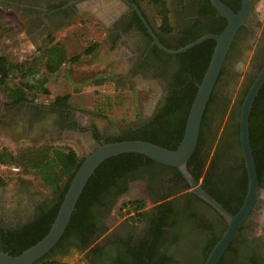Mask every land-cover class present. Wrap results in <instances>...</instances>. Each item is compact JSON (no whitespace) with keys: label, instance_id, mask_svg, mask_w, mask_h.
I'll use <instances>...</instances> for the list:
<instances>
[{"label":"flooded vegetation","instance_id":"1","mask_svg":"<svg viewBox=\"0 0 264 264\" xmlns=\"http://www.w3.org/2000/svg\"><path fill=\"white\" fill-rule=\"evenodd\" d=\"M167 1L173 28L164 35L156 29L142 0H0L3 7L13 9L22 19L28 35L47 37L52 30L80 15L91 20L101 29L102 41L98 47L107 52L112 63L106 73L123 77L136 93L147 92L135 120L119 127L102 122L96 124L86 119L87 113L70 106H57L52 100L47 103L35 100L5 103L0 125L13 140L48 143L73 139L81 150V141L92 149L106 143L108 138L128 136L141 129L160 113L173 95L180 93L181 87L178 85L180 77L176 75L178 63L154 51L156 45L132 5L156 39L169 46L184 41V35L206 34L209 27L216 26L219 17L205 0ZM254 1L249 0L246 22L237 29L220 67V79L211 90L215 99L228 97L226 86L238 74L234 64L242 59L248 48L249 61L243 85L233 103L264 63V11L255 10ZM228 2L235 4V0ZM259 111L254 140L256 146L261 147L256 154H262L264 159V109ZM214 125L215 121L210 125L211 130ZM214 161L217 164L215 173L222 181L228 182L225 185L227 191L229 187L234 188L243 175V169L238 167L239 161H225L223 158ZM17 171L18 168L10 173L0 171V233L24 224L37 210H46L55 200L51 193L41 194L32 188ZM185 184L171 169L154 164L116 173L104 189L101 205L97 206L95 214V229L104 231L97 244L105 255L123 258L127 247L146 249L151 246L161 264H197L200 250L208 247L215 235L222 232L224 224L215 225L213 209L191 193ZM257 188V199L239 226L236 234L239 239L235 240V236L232 240L234 253L226 264H264V167ZM228 193L230 207L238 209L245 193L241 199ZM134 201L140 202L136 209L132 204ZM66 254L69 253H53L57 256ZM94 262L111 264L103 257L95 258Z\"/></svg>","mask_w":264,"mask_h":264},{"label":"trees","instance_id":"2","mask_svg":"<svg viewBox=\"0 0 264 264\" xmlns=\"http://www.w3.org/2000/svg\"><path fill=\"white\" fill-rule=\"evenodd\" d=\"M142 1L152 8L154 14L152 20L156 29L164 35L170 33L173 27L170 8L166 0ZM205 1L208 6H211L208 0ZM220 1L233 11H236V8L239 7V0H235V4L229 3L228 0ZM224 25L225 20L219 15L216 26L209 27L206 33L218 34ZM198 36L200 35H184V41L173 46L166 45L162 40H158L164 47L175 49ZM213 44L212 39H205L176 54L164 53L154 46V51H158L165 58L173 59L178 63L176 75L180 77L178 84L181 87L180 93L177 96L173 95L160 113L152 117L141 129L130 132L128 136L113 139L108 138L106 142L139 139L167 149H174L181 138L190 102L208 63ZM98 45L99 43L97 42L88 43L81 50V54L89 55L95 52ZM231 46L232 43L229 48ZM78 56V54L67 56L63 47L58 43L40 45L35 49L34 53L19 61L12 60L5 55H0V94L7 100L6 103L8 104L33 100L32 96L35 93H46L45 83L57 72L62 64L75 62ZM220 73L216 79L217 81H215L216 83L220 79ZM103 75L101 74L100 77L92 79V83L100 84L103 82ZM107 75L115 77L116 83L117 80L121 79L122 81L123 79V77L113 74ZM249 85L250 83L242 91L241 95H238L230 107L228 117L223 124L224 127L217 138H215V133L219 123L218 120L226 108L227 99L225 97L215 99V93L211 91L201 116L194 150L186 161V169L193 179L199 181L201 188L230 213H234L237 209L234 210L230 207L228 192L234 193L238 199H241L243 193L246 191V175L242 159L240 158L238 143L237 117L241 100ZM263 99L264 82L252 100L247 121L248 142L257 180L261 177L264 159L262 154H256V152H260L261 147L258 148L256 146L254 138L255 129H257L258 125L256 121L257 113L260 112V108L264 109ZM52 103L57 106L68 107L70 106L69 95H56L52 98ZM213 121H215V125L211 130L210 125ZM211 149V155L208 158V151ZM222 158L225 161L231 159L236 163L239 161L238 167L243 169V175L238 179L234 188L229 187V191H227L228 189L225 186L228 182L222 181L215 173L217 164L214 160ZM80 160L81 158L77 156L72 148L55 146L46 142L37 146L18 149L14 153L7 148H0V165L15 166L18 168L17 172L20 171V173L29 174L33 178H37L41 187L51 193L55 199L49 208L37 210L33 218L24 224L14 229L2 231L0 233V251L6 252L9 255H16L34 244L47 232L65 192L68 180L77 168ZM150 164L171 169L174 171L175 177L179 181L184 182L174 167L158 164L138 153H122L106 158L86 180L64 231L56 244L32 264H67L51 259L50 256L58 251L62 253L69 252L70 249H74L78 254H81V258L87 264H95L94 260L98 257H103L104 261L111 264H161V261L155 257V252L151 246L146 249L144 247H127L123 251V258L121 256L112 257L111 255H105L102 248L97 244L98 238L104 231L96 230L94 226L97 206L101 205V195L111 178L116 173L125 169L130 170L141 165L148 166ZM26 180L28 181V179ZM185 185L187 186V184ZM132 204L134 209L140 206L139 201H134ZM214 213L215 225L220 226L224 224L223 219L215 211ZM219 236L220 234H216L209 246L200 250V256L196 258L197 264L203 263L206 254ZM238 239L239 236L236 235L235 240ZM233 251L231 241L221 254L217 264H226L227 260L231 258L232 253H234Z\"/></svg>","mask_w":264,"mask_h":264},{"label":"water","instance_id":"3","mask_svg":"<svg viewBox=\"0 0 264 264\" xmlns=\"http://www.w3.org/2000/svg\"><path fill=\"white\" fill-rule=\"evenodd\" d=\"M208 1L216 13L225 20V25L221 31L218 34L206 33L200 35L175 49L164 47L156 39L136 7L132 5L150 34L152 42L157 48L167 54L182 52L205 39H212L214 42L208 63L190 102L182 135L177 146L174 149H167L148 141L128 139L100 143L92 149H89L81 141L82 152L79 157L81 160L68 180L65 192L47 232L34 244L16 255H9L6 252L0 251V264H32L45 255L62 235L77 198L94 169L106 158L130 152L141 154L158 164L174 167L187 183L189 191L210 206L223 219L224 228L202 263L217 264L221 254L236 236L240 224L246 218L257 199V179L248 142L247 121L252 100L264 81V63L251 81L239 106L237 133L239 150L246 175V191L238 209L234 213H230L201 188L199 181L193 179L186 169V161L194 150L205 104L214 86L229 46L237 29L246 22L249 0H239V7L236 11L230 9L220 0ZM76 136L80 137L78 134Z\"/></svg>","mask_w":264,"mask_h":264},{"label":"rangeland","instance_id":"4","mask_svg":"<svg viewBox=\"0 0 264 264\" xmlns=\"http://www.w3.org/2000/svg\"><path fill=\"white\" fill-rule=\"evenodd\" d=\"M166 2H168L166 0ZM147 5V4H146ZM253 8L264 11V0H255ZM150 15H154L152 8L147 5ZM172 21V20H171ZM172 23V22H171ZM102 41L101 29L98 28L91 20L85 19L80 15L71 20H68L63 25L52 30L47 37L40 34L28 35L25 32V25L13 9L3 7L0 4V55H5L12 60H22L35 52V49L40 45L58 43L61 45L67 56L78 54L77 61L72 63H64L60 66L57 72L51 76L45 83L46 93H35L33 100L40 103L51 101L56 95H69V105L72 109L87 113V120L98 123H106L112 127L128 124L135 120L140 107L145 102V94L147 92L136 93L124 78L115 82V77L108 76L106 73L111 66L108 54L105 50L96 49L95 52L89 55L81 54V50L90 42L100 43ZM250 49L244 52L243 57L234 64V68L238 69V74L233 81L226 86L228 97L226 108L223 114L219 117L218 127L216 129L215 138L219 135L224 122L226 121L229 109L233 104V100L237 96L241 88L247 64L249 61ZM102 77L104 81L100 84H93L92 79ZM122 82V83H121ZM7 100L0 94V115L4 111V105ZM5 128L0 125V148H7L12 153L18 149L29 146H37L43 144L42 141L29 143L22 140H13L7 133ZM51 145L67 146L72 148L78 157L82 150L73 139L52 140ZM213 147V145H212ZM211 150L208 151V158L211 155ZM15 167V166H14ZM14 172L9 167L0 169ZM19 176L28 179L32 188H35L39 193H49L41 187L37 178L29 174L17 172ZM264 237V236H263ZM65 256H57L51 254L50 258L67 264H84L81 254L75 250L67 252Z\"/></svg>","mask_w":264,"mask_h":264},{"label":"built area","instance_id":"5","mask_svg":"<svg viewBox=\"0 0 264 264\" xmlns=\"http://www.w3.org/2000/svg\"><path fill=\"white\" fill-rule=\"evenodd\" d=\"M5 167H7V166L6 165H0V169H3ZM9 169H11L12 171H14V170H16V167L11 166V167H9Z\"/></svg>","mask_w":264,"mask_h":264}]
</instances>
